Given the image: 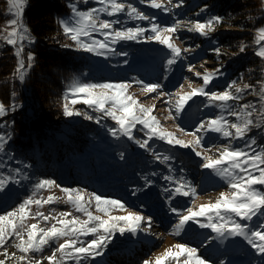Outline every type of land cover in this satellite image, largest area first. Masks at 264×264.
<instances>
[{"label":"snow or ice","instance_id":"1","mask_svg":"<svg viewBox=\"0 0 264 264\" xmlns=\"http://www.w3.org/2000/svg\"><path fill=\"white\" fill-rule=\"evenodd\" d=\"M89 0H83L87 4ZM182 2V0H181ZM264 2V0H262ZM99 7H90L80 10L75 4L69 5L70 17L59 21L63 34L71 41L64 47L75 46V50L91 54L95 57L108 59L113 55L127 56V52H118L116 45L121 42H154L168 49L170 55L166 59L165 72L182 58V52L189 48L177 46L176 33L183 21H177L171 26H161L151 17L126 0H94ZM152 9L162 10L167 13L170 9L162 0H140ZM12 18L6 21L7 29L0 35L6 45L14 47L17 67L15 73L23 81L26 73L33 66L34 56L31 53L25 58L24 42L32 43L29 29L23 23V10L26 0H9ZM172 8H179L181 3L167 0ZM14 10V11H12ZM205 9H201L204 11ZM108 17L107 19L103 17ZM126 16L131 20L148 21L149 27L136 25L124 27L121 17ZM188 32H195L207 36L215 30L216 25L222 23V18L213 16L207 21L188 22ZM120 25V27H116ZM100 37V38H96ZM257 49L255 56L264 60V26L256 30L254 40ZM217 55L219 49L214 50ZM241 52L245 47L240 48ZM127 63V61H125ZM193 72L192 66L187 69ZM220 69L212 72L205 70L202 74L194 75L202 79V84L193 87L188 82L190 91L168 94L161 91L159 83H145L133 78L131 82H104L80 83L73 81L69 88L71 100L65 96L63 115L65 117L83 116L85 120H94L100 123L102 118H110L115 127H109L108 133L116 139L126 137L133 141L139 148L149 152L157 161L167 162L172 159L170 155H162L153 151L150 141L160 140L171 147L191 148L195 156L200 158L202 169L210 170L216 177L223 181L227 188L220 191L214 202L186 207L183 211L171 207L170 211L177 217L172 226L171 235L180 236L191 224H196L200 229L210 230L215 234L206 238V242L213 240H226L230 237L241 238L255 257L257 264H264V144H258L254 136L249 135L253 129L264 130V81H259L258 92L251 84L243 87L232 81L222 91H211L209 85L217 78ZM133 84L140 86V91L152 95V99L167 96L164 101L170 109L169 119H178L185 111L186 106L194 97H204L205 108L219 109V114L207 120L200 121L194 131H186L177 126V131L183 136H191L190 141L178 138L173 132L167 131L160 120L153 114L155 104L146 106L138 98L131 95L129 90ZM234 89V91H233ZM255 94L259 98V108L256 103L249 101L239 104V108L230 102L239 103L242 94ZM173 96L175 100L173 102ZM71 105L83 104L97 113L96 117L87 113L74 110ZM5 114L4 105L0 104V116ZM232 117L230 120L226 118ZM256 119H253V116ZM140 126L137 129V126ZM136 129L144 133L146 138L137 139L133 135ZM204 133L217 134L228 143L216 149L215 155H210L211 147H205ZM235 141H243L240 146ZM7 139L0 135V192L10 184H20L21 178L28 179L21 168H12L11 163H20L5 151ZM124 159V154H120ZM24 168L30 167L28 164ZM166 181L176 186L169 190L172 196L197 197V188L190 181L181 178L175 181L171 176H164ZM59 189L63 197L49 194L46 197L39 195L41 192ZM135 195V192H133ZM63 199L71 206V211L51 209L47 213L42 211L46 205H52ZM113 210L123 211L125 215H113ZM254 218L258 223L253 222ZM29 221H34L29 223ZM153 220L138 211L131 210L119 199L103 197L94 192H86L81 188L62 187L54 179L42 178L33 185L30 195L10 210L0 212V264H6L13 259L16 264H88L104 255L105 249L112 242L115 235L130 234L135 237L139 233L150 234ZM92 237L91 239H87ZM202 241L201 246H206ZM55 245V247H53ZM11 246L16 251L9 253ZM50 249V254H44L45 249ZM19 253V255L17 254ZM35 254H40L39 256ZM142 264H212L200 254L199 247L188 243L176 242L152 259H145ZM220 264H225L223 260Z\"/></svg>","mask_w":264,"mask_h":264},{"label":"rangeland","instance_id":"2","mask_svg":"<svg viewBox=\"0 0 264 264\" xmlns=\"http://www.w3.org/2000/svg\"><path fill=\"white\" fill-rule=\"evenodd\" d=\"M126 2L132 3L147 15L155 17L156 22L161 26L174 25L163 21V17H167L168 13L162 10L152 9L145 4H141L140 0H126ZM162 2L167 5V0H162ZM74 4L79 8L77 3ZM82 5L84 6L82 10L90 7H99V5L94 3V0H89L87 4L82 3ZM70 15L71 13L64 19H68ZM103 18L107 19L108 17L105 16ZM121 19L124 21V27H134L136 25L149 27L148 21L131 20L126 16H122ZM262 26H264V22L259 27ZM116 27H120V25ZM175 42L181 49L185 48L180 40L177 39ZM120 45L125 51L119 52H127V56L113 55L108 59H104L103 57H95L87 53L90 64L96 71L94 76L96 81L90 80L85 83L131 82L133 78H136L145 83H159L162 85L161 91L168 94L181 92V86L182 92L186 93L190 91L188 82H192L193 87H198L202 84V79L196 77L194 75L195 72L203 74L205 70L214 71L210 68L214 62L204 59L202 63L205 64L201 65L199 70L193 68L194 71L189 72L187 69L190 65L189 62H186V57L189 55L193 56L191 50L186 53L182 52V58L171 67L170 71L165 72L166 59L170 53L164 46L154 42L137 43L132 41L121 42L115 46L116 49ZM256 49L257 46L255 44V51ZM262 61L263 70L259 78L264 81V60ZM214 84H220L219 76L209 85L210 90ZM257 86V88H255V85L253 87L258 92L260 84ZM129 93L146 106L155 104L156 107L153 114L160 120L161 125L167 131L173 132L178 138L185 141H190L192 137L183 136L177 131V126L182 127L186 131H194L195 126L200 121L219 114V109L204 107L206 103L204 97H194L180 117L173 120L169 119L168 116L169 111L174 110L164 103L168 99L167 96L154 100L152 99L154 94L146 95L142 93L140 86L135 84H133ZM175 98L173 96V102ZM249 101L256 103L257 108H259L258 96L255 95ZM80 105L87 107L83 104ZM225 115L230 120L234 119L228 117L227 114ZM1 117L0 135H4L7 139L5 132L9 128ZM253 119H256L255 115ZM139 127L138 125L137 129ZM256 132L264 134V130H257ZM133 135L137 139L146 138L143 132L136 129L133 130ZM204 136V146L212 149L211 153H209L210 155H215L218 147L228 143L214 133H204ZM100 139L83 153L77 155L75 163L73 161L70 162V167L65 161L59 162L55 158L54 163L58 169L56 175L42 172L39 177H35L33 165L22 161H19L20 163H11L12 168H21L22 173L27 174L28 179L21 178L20 184H10L3 192H0V212L10 210L30 195L33 185L39 179H54L62 187L81 188L86 192H94L103 197L119 199L131 210L150 216L153 220L150 234L139 233L133 237L130 234L120 236L117 233L107 249H105L104 255L98 257L95 261H89L88 264H142L143 260L154 258L176 242L188 243L191 246L199 247L200 254L211 261L212 264H220L221 260L225 264H257L259 258L254 256L246 242L239 237H230L226 240L217 239L207 243L206 238H210L215 234L211 233L210 230L200 229L198 225L191 223L180 236L171 235L172 226L177 220V217L170 211L171 207H176L183 211L186 207L214 202L219 192L227 188V185L219 177H216L210 170L202 169L199 166L202 161L195 156L191 148L171 147L160 140L154 139L149 142L153 151L172 157L167 162H159L149 152L139 148L138 145L126 137L113 138L108 133V128ZM7 141L5 151L11 154L8 150L9 140L7 139ZM261 142H264V137ZM45 143L49 147H54L52 139ZM121 153L124 154V159L120 158ZM24 164H28L30 167L24 168ZM0 171H7V169ZM164 176H171L175 181H179L181 178L190 181L197 188L195 200L193 201L191 197L185 198L181 196L169 198V191H165V189L171 190L176 185L166 181ZM133 192H135V195H133ZM49 194L63 197L59 189L55 188L41 192L39 195L46 197ZM53 208L58 211H71V206L66 204L63 199L52 205H46L41 210L47 213ZM112 214L125 215L126 213L113 210ZM31 222L34 221H29V223ZM251 223L255 224L258 221L254 218ZM91 238L88 237L87 239ZM202 241L206 242V246H201ZM8 251L11 253L16 251V249L9 246ZM17 254L19 255V253ZM44 254H50V249L46 248ZM35 255L39 256L40 254ZM0 259H4V257L0 255ZM6 264H16V262L13 259H9ZM44 264H47V262L45 261Z\"/></svg>","mask_w":264,"mask_h":264},{"label":"trees","instance_id":"3","mask_svg":"<svg viewBox=\"0 0 264 264\" xmlns=\"http://www.w3.org/2000/svg\"><path fill=\"white\" fill-rule=\"evenodd\" d=\"M181 3L179 8L168 5L169 11L163 21L175 24L183 21L176 33L185 48L193 52L186 62L194 69H200L204 59L214 62L211 69H220V84H214L211 91H222L226 85L236 81L237 85H255L263 70V61L255 56L256 30L264 22L262 0H172ZM77 3L82 10L83 0H26L23 23L29 29L32 43L26 42L22 53L27 64V54L34 56L33 66L23 81L15 73L17 58L15 48L0 40V104L5 107L1 117L9 130L8 150L16 161L33 165L35 177L42 172L56 175L54 163H75L77 155L83 153L96 141L101 140L105 130L114 127L110 118L100 123L85 120L83 116L65 117L63 105L65 96L69 101V88L73 81L85 83L94 80L95 68L91 66L87 53L75 50V46L64 47L71 41L63 34L59 21L70 13L69 5ZM9 0H0V35L6 31V21L11 18ZM201 9H205L201 11ZM213 16L222 18V23L207 36L188 32V22L207 21ZM245 47L241 52L240 48ZM219 49L220 54L214 51ZM117 51H125L120 45ZM186 53V52H185ZM251 72H253L251 74ZM234 91V89H233ZM254 94L246 91L239 103L230 102L234 107L247 103ZM257 96V95H256ZM69 107L93 117L97 113L80 104ZM76 118V119H75ZM253 129L249 135L258 144L263 133ZM52 139L54 147L45 142ZM227 142V141H225ZM243 141H235L236 146ZM56 153V154H55ZM41 170V171H39Z\"/></svg>","mask_w":264,"mask_h":264}]
</instances>
